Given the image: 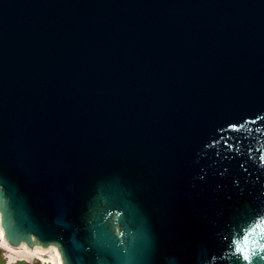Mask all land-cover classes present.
<instances>
[{"label": "water", "instance_id": "obj_1", "mask_svg": "<svg viewBox=\"0 0 264 264\" xmlns=\"http://www.w3.org/2000/svg\"><path fill=\"white\" fill-rule=\"evenodd\" d=\"M258 117L264 0H0L11 247L33 235L66 264H258Z\"/></svg>", "mask_w": 264, "mask_h": 264}, {"label": "bare ground", "instance_id": "obj_2", "mask_svg": "<svg viewBox=\"0 0 264 264\" xmlns=\"http://www.w3.org/2000/svg\"><path fill=\"white\" fill-rule=\"evenodd\" d=\"M0 234L4 236L1 226ZM0 245L5 251H7V254L5 256L6 260L8 261V264H12L13 262L21 258L29 261L33 257L40 258L43 264H62V259L60 258V256L57 255V252L53 249L43 251L41 250L40 246H37L36 249L32 251V253L30 250L26 249V246L14 249L10 245H6L2 242L0 243Z\"/></svg>", "mask_w": 264, "mask_h": 264}, {"label": "rangeland", "instance_id": "obj_3", "mask_svg": "<svg viewBox=\"0 0 264 264\" xmlns=\"http://www.w3.org/2000/svg\"><path fill=\"white\" fill-rule=\"evenodd\" d=\"M0 220H1V225L0 226H1V229L3 230V234H4V236L0 234V238H1L0 239V243L2 242L4 244H6V245H10L11 246L9 238H8V235H7V232H6V229H5V226H4V223H3V220H2V217H1V214H0ZM22 246H26V249L30 250L31 252L34 251L36 249V247H37V246H29V243H25V241H22ZM38 246H40L41 250H43V251L44 250H49V249L55 250L59 254L60 258L62 259V264H66V262H65V260H64V258L62 256V253H61V251H60V249H59L57 244L38 245ZM12 248L16 249V248H20V247H12ZM6 254H7V251H5L4 256ZM41 256H43V255H41ZM35 259L36 258L33 257L31 260L34 261Z\"/></svg>", "mask_w": 264, "mask_h": 264}, {"label": "snow or ice", "instance_id": "obj_4", "mask_svg": "<svg viewBox=\"0 0 264 264\" xmlns=\"http://www.w3.org/2000/svg\"><path fill=\"white\" fill-rule=\"evenodd\" d=\"M258 119L264 120V117H258ZM239 128H240L239 122L229 123L227 128L223 129V131L231 132L232 134H235ZM233 147H235V144H233ZM261 158L264 159V157ZM232 259L236 262V264H243V261H248L249 264H252V261L250 260L249 256L246 254H241V255L233 254ZM256 261L258 262V264H264V255H260L256 257Z\"/></svg>", "mask_w": 264, "mask_h": 264}, {"label": "flooded vegetation", "instance_id": "obj_5", "mask_svg": "<svg viewBox=\"0 0 264 264\" xmlns=\"http://www.w3.org/2000/svg\"><path fill=\"white\" fill-rule=\"evenodd\" d=\"M34 263V261H32V260H29V262H28V264H33Z\"/></svg>", "mask_w": 264, "mask_h": 264}]
</instances>
